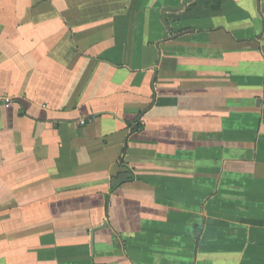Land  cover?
Masks as SVG:
<instances>
[{"label":"crops","instance_id":"1","mask_svg":"<svg viewBox=\"0 0 264 264\" xmlns=\"http://www.w3.org/2000/svg\"><path fill=\"white\" fill-rule=\"evenodd\" d=\"M0 96V264H264V0H0Z\"/></svg>","mask_w":264,"mask_h":264},{"label":"built area","instance_id":"2","mask_svg":"<svg viewBox=\"0 0 264 264\" xmlns=\"http://www.w3.org/2000/svg\"><path fill=\"white\" fill-rule=\"evenodd\" d=\"M12 105V98L9 96H0V106L10 107Z\"/></svg>","mask_w":264,"mask_h":264},{"label":"water","instance_id":"3","mask_svg":"<svg viewBox=\"0 0 264 264\" xmlns=\"http://www.w3.org/2000/svg\"><path fill=\"white\" fill-rule=\"evenodd\" d=\"M127 174H122V175H119L118 176V179H122V178H125Z\"/></svg>","mask_w":264,"mask_h":264}]
</instances>
